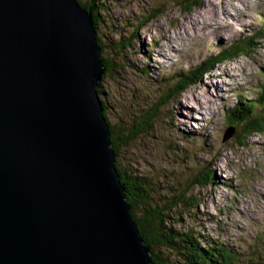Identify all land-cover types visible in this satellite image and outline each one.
<instances>
[{
  "label": "water",
  "instance_id": "1",
  "mask_svg": "<svg viewBox=\"0 0 264 264\" xmlns=\"http://www.w3.org/2000/svg\"><path fill=\"white\" fill-rule=\"evenodd\" d=\"M104 52L78 0H0V264H154L115 167Z\"/></svg>",
  "mask_w": 264,
  "mask_h": 264
},
{
  "label": "rangeland",
  "instance_id": "2",
  "mask_svg": "<svg viewBox=\"0 0 264 264\" xmlns=\"http://www.w3.org/2000/svg\"><path fill=\"white\" fill-rule=\"evenodd\" d=\"M97 3V37L107 46L124 39L131 45L121 50L124 62L116 57V69L99 82L110 125L130 120V110L135 114L161 102L170 73L196 68L254 36L248 54L215 64L195 85L163 104L152 129L120 147L115 157L121 169L146 177L168 193L175 187L178 195L186 179L185 198L199 201L174 208L164 226L230 244L246 257L264 230V134L246 137L244 146L234 135L224 140L229 128H223V119L237 104L235 96L256 102L264 89V0ZM110 53L102 56L110 59ZM200 166L201 171L207 166L219 184L192 185ZM260 249L258 263H264V245Z\"/></svg>",
  "mask_w": 264,
  "mask_h": 264
},
{
  "label": "trees",
  "instance_id": "3",
  "mask_svg": "<svg viewBox=\"0 0 264 264\" xmlns=\"http://www.w3.org/2000/svg\"><path fill=\"white\" fill-rule=\"evenodd\" d=\"M97 1L100 2V0H86L85 2L78 0L82 7L91 11L96 32L98 27L96 22L97 7L100 6ZM262 29L264 30V26ZM137 30L134 32V36ZM253 37L237 44L233 43V46L220 52L219 55L217 54L216 58L203 61L196 68L175 70L170 73L168 76V80H171L170 87L165 86L162 90L164 94L162 101L146 110L137 109L134 111L135 114L130 110L131 117L128 121L121 118L120 122L110 125L106 114L109 108H106L107 106L102 101L103 114L109 124L115 157L118 155L120 147L127 146L132 140L152 129L157 111H160L163 104L169 102L186 88L195 85L205 73L213 70L215 64L236 58L239 55L248 54L254 44ZM97 38L102 51L109 50V53L111 52L110 54L113 56L110 58V62L104 59L105 73L109 72L110 69L114 71L116 69L115 58L117 57L120 63L124 62V58L120 57L121 50H126L131 46L130 40L124 39L118 41L115 45L107 46L101 38ZM149 71L148 68L145 69L144 73L147 77L150 74ZM262 85L264 86V83ZM98 88L99 95L102 96L103 93L100 91L99 84ZM263 91L264 89L259 101L256 102L248 100L242 95L235 96L237 104L225 111L223 128L234 129L233 140L238 144L244 146L243 140L250 135L264 134ZM258 108L260 109L258 110ZM115 167L120 182L125 189L126 201L132 208V217L141 237L144 239L145 245L150 250L154 264H264L258 263L261 258L256 253L260 252V248L264 245V230L256 235L255 241L250 245L253 249L246 250V257H244L240 251L230 244L212 238L209 239L207 236L196 235L192 230H178L164 226L174 208L180 205L182 207L192 206L193 203L196 204L199 201L198 198L194 197L185 198L186 194H183V192L187 189L186 179L185 186L182 188L179 186L180 190L183 188L184 190L179 192L178 195L175 194L177 192L175 187L168 189L170 193L174 194V196H171L170 193L165 192L162 187L155 185L146 177L136 176L130 170L121 169L116 163ZM214 177L207 166L202 171L200 166L191 182L192 185L197 187L212 188L219 184ZM187 182H189L188 179ZM262 251L264 252V249ZM248 255H251L250 258L247 257Z\"/></svg>",
  "mask_w": 264,
  "mask_h": 264
},
{
  "label": "bare ground",
  "instance_id": "4",
  "mask_svg": "<svg viewBox=\"0 0 264 264\" xmlns=\"http://www.w3.org/2000/svg\"><path fill=\"white\" fill-rule=\"evenodd\" d=\"M224 11H226V9H225ZM221 61H222V60H221Z\"/></svg>",
  "mask_w": 264,
  "mask_h": 264
}]
</instances>
